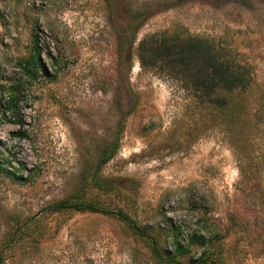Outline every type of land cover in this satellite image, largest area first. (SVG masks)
Returning a JSON list of instances; mask_svg holds the SVG:
<instances>
[{
    "label": "rangeland",
    "instance_id": "rangeland-1",
    "mask_svg": "<svg viewBox=\"0 0 264 264\" xmlns=\"http://www.w3.org/2000/svg\"><path fill=\"white\" fill-rule=\"evenodd\" d=\"M35 36L29 79L18 62ZM206 46L247 73L239 137L199 98L191 56ZM10 84L21 88L22 123L0 113V162L24 170L0 175V264H159L117 216L46 210L116 143L97 172L111 189L88 186L87 196L160 250L173 247L172 225L182 240L205 235L215 264H264V0H0V96ZM30 222L39 232L10 239Z\"/></svg>",
    "mask_w": 264,
    "mask_h": 264
},
{
    "label": "trees",
    "instance_id": "trees-1",
    "mask_svg": "<svg viewBox=\"0 0 264 264\" xmlns=\"http://www.w3.org/2000/svg\"><path fill=\"white\" fill-rule=\"evenodd\" d=\"M222 1V0H221ZM166 43V41H165ZM37 37L35 36L33 52L26 58L18 62L19 69L23 72L25 76L29 79H35L37 77V72L40 66L39 54L40 48L38 47ZM167 45V44H166ZM167 47V46H166ZM203 50H199L196 54L191 56L192 59L198 61L199 70H195V65L192 71V77H196L197 73H201L202 79L200 88L201 95L200 100L202 99L208 103V105L216 107L217 115L219 116L218 124L221 126V130L232 133L239 137L243 132L236 131L238 128L242 127L245 122L246 116H248L247 109V98L248 94L245 93L247 82V73L240 68L238 63H234L231 60H227L219 51L213 47H203ZM199 59V60H198ZM261 103L264 104V94L261 93ZM21 100V88L16 84H10L6 88V97L0 96V113L1 116L5 119V114L11 112L15 116V122L21 124V119L17 118L19 102ZM259 111V109H258ZM247 123V128L248 127ZM13 136H16L18 139L24 137V133L16 131L12 133ZM117 143L115 145L107 147L105 151L101 154L100 160L97 163L96 172L92 174L85 175L82 178V184L80 189L65 198L54 201L46 207L48 212H102L108 215H114L120 218L125 224L129 227L132 233L135 235L146 237L149 243L151 244V250L154 253L153 255L157 258L159 264L162 262L166 264H212L216 262L214 259V249H210V244L208 245L209 239L205 237L202 233L194 231L191 234L187 235L185 239H180L182 235L180 228H175L172 225L168 228V235H171L174 238L173 247L168 250H160L158 245V239L155 235H148L144 233L140 227H137L135 223L124 214L121 210L112 211L107 209L102 204H99V199L95 197L87 196L86 187L92 186L98 188L101 192H108L111 187L105 183L100 176H97V172L101 169V165L106 163L112 158L116 152ZM24 170L22 164L19 167L14 168L10 165V162H0V175L13 176L17 178H22V175H18L19 172ZM32 227L33 230L40 229L41 225L36 223H23L18 226L12 233L10 239L15 240V237H21L27 230ZM39 232V230H38ZM43 232L41 233V235ZM193 245L205 246L207 248L199 253L198 256L189 255V260L183 262L177 257L179 255L190 253L191 247ZM215 264V263H214ZM217 264V263H216Z\"/></svg>",
    "mask_w": 264,
    "mask_h": 264
}]
</instances>
